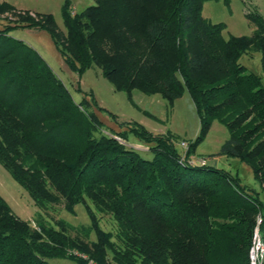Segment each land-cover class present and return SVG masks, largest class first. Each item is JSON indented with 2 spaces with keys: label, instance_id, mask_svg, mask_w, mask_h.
<instances>
[{
  "label": "trees",
  "instance_id": "1",
  "mask_svg": "<svg viewBox=\"0 0 264 264\" xmlns=\"http://www.w3.org/2000/svg\"><path fill=\"white\" fill-rule=\"evenodd\" d=\"M92 1L71 12L63 0L62 30L49 13L0 2V15L15 17L0 24V165L40 210L29 224L0 196V264H249L253 230L264 235V199L236 174L192 158L216 120L228 133L217 154L245 163L264 194V85L238 62L257 52L264 75L262 16L245 9L251 33L223 38L224 24L201 14L205 0ZM16 28L45 31L70 71L96 66L128 97L157 94L170 106L186 91L197 135L181 151L169 131L136 122L108 133L83 97L75 102L43 58L9 35ZM127 133L148 143L149 158L124 145ZM78 203L87 225L43 213L57 204L72 213Z\"/></svg>",
  "mask_w": 264,
  "mask_h": 264
},
{
  "label": "rangeland",
  "instance_id": "2",
  "mask_svg": "<svg viewBox=\"0 0 264 264\" xmlns=\"http://www.w3.org/2000/svg\"><path fill=\"white\" fill-rule=\"evenodd\" d=\"M1 1L7 2L20 10L49 13L53 17L56 26L61 30L63 29L60 14L63 0ZM69 1L71 3V12H78L93 2L92 0ZM245 9L248 11L256 10L264 20V0H228L227 4H224L222 0H205L202 3L201 14L213 23L222 22L224 27L221 35L223 38H227L229 35L239 36L251 33L252 24L243 15ZM7 19L14 20L15 17L11 13L5 12L0 15V24L5 23ZM9 35L31 46L43 58L52 72L67 88L75 102H78L83 97L89 104L88 108L102 122L106 131L111 129L121 130L122 128L118 126L120 122L123 124L136 122L154 134L169 131L179 141L183 142L193 140L197 135L198 117L186 91L174 99L170 106L157 94L145 95L132 90L130 97H128L123 91L113 90L111 84L102 77L100 70L96 66L89 67L79 77L76 73L70 71L54 49L50 37L45 31L16 28L10 31ZM238 62L249 71L256 73L264 85V75L260 71L259 54L257 52H251L250 55H241ZM77 85L80 91L76 90ZM90 93L97 105L102 109L95 108L91 101ZM110 114H113L114 117H111ZM227 136L226 128L216 120H213L203 139L195 146L193 161L198 164L199 160L204 159L206 165L226 170L232 175L236 174L242 185H245L250 190L259 192V197L264 199L259 183L253 178L250 168L245 163L235 157L217 154L221 143ZM124 145L135 149L143 158L151 156L147 149L148 143L139 141L130 133H127ZM177 148L181 149V151L183 150L178 143ZM0 196L19 218L29 222V224L37 221L40 210L34 206L26 191L10 177L1 165ZM43 213L46 218L51 215L75 226L87 225L89 222L84 206L80 203L74 205L72 213L62 209L60 204L48 206ZM97 216L99 225L103 229L114 231L113 222L107 214H97ZM49 223L52 224V222ZM74 254H79V252L75 251ZM91 260L96 263L94 259L91 258ZM46 261L49 264H76L74 260L65 257L47 258Z\"/></svg>",
  "mask_w": 264,
  "mask_h": 264
},
{
  "label": "built area",
  "instance_id": "3",
  "mask_svg": "<svg viewBox=\"0 0 264 264\" xmlns=\"http://www.w3.org/2000/svg\"><path fill=\"white\" fill-rule=\"evenodd\" d=\"M179 146L186 149L187 143L183 141L178 142ZM203 160H199L200 164H203ZM78 256L85 258L84 255L79 254ZM249 264H264V235L259 236L256 228L253 230L251 236V244L248 249ZM86 264H96L92 260L88 259Z\"/></svg>",
  "mask_w": 264,
  "mask_h": 264
},
{
  "label": "crops",
  "instance_id": "4",
  "mask_svg": "<svg viewBox=\"0 0 264 264\" xmlns=\"http://www.w3.org/2000/svg\"><path fill=\"white\" fill-rule=\"evenodd\" d=\"M151 101V100H150Z\"/></svg>",
  "mask_w": 264,
  "mask_h": 264
}]
</instances>
